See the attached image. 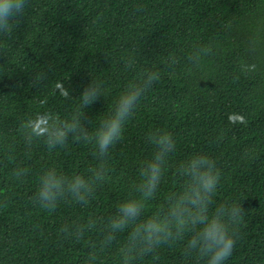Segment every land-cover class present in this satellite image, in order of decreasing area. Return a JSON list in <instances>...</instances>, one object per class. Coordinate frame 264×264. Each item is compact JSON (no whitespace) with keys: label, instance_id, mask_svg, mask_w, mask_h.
<instances>
[{"label":"trees","instance_id":"obj_1","mask_svg":"<svg viewBox=\"0 0 264 264\" xmlns=\"http://www.w3.org/2000/svg\"><path fill=\"white\" fill-rule=\"evenodd\" d=\"M0 264H87L95 234L75 239L62 232L88 216L107 215L126 195L139 162L153 147L150 132L167 130L177 142L174 168L194 152L208 154L221 174L217 200L244 207L228 264H264V0H29L12 39H0ZM209 47L198 65L194 49ZM132 56L135 69L127 67ZM46 71L48 78L34 82ZM157 80L126 125L110 158V181L87 207L61 203L53 211L32 199L40 171L56 165L86 174L96 164L91 144L70 142L48 153L26 148L22 120L43 109L68 115L73 105L58 89L79 97L91 79L104 95L85 110V125L106 115L130 80ZM7 144L15 162L7 155ZM30 165L23 179L16 164ZM178 185L173 174L154 206ZM123 239V236H121ZM139 264H198L179 245Z\"/></svg>","mask_w":264,"mask_h":264},{"label":"clouds","instance_id":"obj_2","mask_svg":"<svg viewBox=\"0 0 264 264\" xmlns=\"http://www.w3.org/2000/svg\"><path fill=\"white\" fill-rule=\"evenodd\" d=\"M29 0H0V39L13 38L17 24L26 14ZM7 50V46L0 51ZM211 52L209 47L194 49L193 65L201 63ZM127 67L135 69L132 56ZM48 78L46 71L34 75V82ZM157 80L155 73H145L130 80L114 97L106 115L85 125V110L104 95L102 81L91 79L78 98L73 99L67 87L58 89L59 96L73 110L59 115L43 109L26 116L20 125L21 139L26 148L41 145L48 153L67 148L70 142L91 144L96 164L84 174H68L56 165L44 167L37 176L32 199L45 211H53L61 203L72 202L87 207L96 192L108 183L110 158L123 139L126 125L137 111L141 100ZM5 145L14 162L11 145ZM151 155L139 162L135 178L128 184L126 195L107 215L88 216L82 223L65 227L62 232L75 239L95 234L89 243L87 264H139L145 257L156 255L162 248L179 245L186 259L198 264H228L238 240L245 207L236 200H217L221 174L208 154L194 152L174 168L171 161L177 142L167 130L150 132ZM32 168L16 164L11 171L14 179L30 176ZM174 175L178 188L163 197L158 206L153 201ZM123 236V239H121Z\"/></svg>","mask_w":264,"mask_h":264}]
</instances>
